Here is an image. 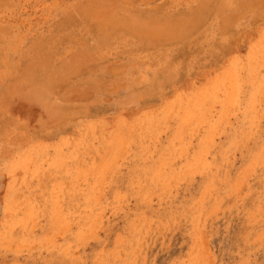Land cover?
Segmentation results:
<instances>
[{"label":"rangeland","instance_id":"rangeland-1","mask_svg":"<svg viewBox=\"0 0 264 264\" xmlns=\"http://www.w3.org/2000/svg\"><path fill=\"white\" fill-rule=\"evenodd\" d=\"M0 264H264V0H0Z\"/></svg>","mask_w":264,"mask_h":264}]
</instances>
